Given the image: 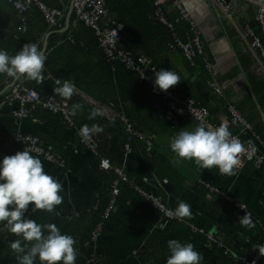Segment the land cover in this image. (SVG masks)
Here are the masks:
<instances>
[{"label": "crops", "instance_id": "crops-1", "mask_svg": "<svg viewBox=\"0 0 264 264\" xmlns=\"http://www.w3.org/2000/svg\"><path fill=\"white\" fill-rule=\"evenodd\" d=\"M181 2L195 21L204 57L212 64V70L210 74L206 72L202 62L193 68L185 64L195 76V82L206 81L218 92L221 104L210 100L195 88L194 83L182 77L172 89L187 91L204 104L214 122L227 124L244 144L264 150V63L250 49L242 33L245 25L255 24V6L244 0H229L233 13L225 14L215 0ZM61 8L64 16L56 33L48 31L38 42L40 50L47 55L49 35L58 36L51 37L53 45L49 53H55L49 64L53 75L49 72L47 77L56 87L57 78L61 83L65 80L74 82L75 92L71 99L63 98V102L60 99L69 107L76 103L83 106L74 116V127L64 125L59 116L43 111L35 113V119L18 121L11 117L13 106L0 103V134L14 131L34 134L64 161L63 167H57L40 159L44 171L62 185L63 202L56 206L54 213L32 212L30 205L25 218L39 224L54 223L61 234L71 235L76 241L75 264H166L170 255L167 241L170 239L192 243L194 250L203 257L201 264H227L224 251L233 258L234 264H239L235 256H249L264 239V167L257 170L240 158L237 174L224 176L217 168L201 169L194 161L179 160L171 151L170 143L180 131H193L197 124L187 117H183L180 124H171L168 112L151 100L143 84L119 65L115 70L114 66L108 65L89 30L75 22L73 13L66 24L68 6ZM108 8L109 19L125 22L126 29L119 43L121 48L151 55L157 52L161 34L147 22L152 11L151 0H109ZM164 13L169 19L176 16L170 1L164 4ZM176 29L180 37L188 32L184 24ZM167 53L169 51H159L154 58L163 65V70L177 72L167 59ZM229 104L235 106L250 124V129L232 124L227 111ZM94 109L103 113L97 116L102 121L103 132L95 134L100 141V154L124 168L129 180L143 192L159 196L168 209L175 210L181 201L189 204L192 219L162 218L132 187L121 185L112 215L104 221L100 235L94 241L90 240V231L105 210L115 179L113 172L100 169L94 155L80 144L78 133L84 120L92 124L97 122L96 118L88 119ZM121 114L134 124L135 129L154 135L151 147L135 141L132 153H124L123 134L117 128H123L119 121ZM2 148L6 151H0V160L21 151L19 147ZM111 176H114L112 180ZM199 179L227 192L237 203L244 205L245 210L209 193L198 184ZM245 211L251 213L255 227L241 226L239 219ZM162 224H166L163 229ZM146 231L164 237V242H158L159 249L150 253L142 249L148 238L144 239ZM16 239L22 240L10 232L3 239L12 253L9 264H19L16 253L10 248ZM34 264H40L38 258ZM258 264H264V258Z\"/></svg>", "mask_w": 264, "mask_h": 264}, {"label": "built area", "instance_id": "built-area-1", "mask_svg": "<svg viewBox=\"0 0 264 264\" xmlns=\"http://www.w3.org/2000/svg\"><path fill=\"white\" fill-rule=\"evenodd\" d=\"M17 11L21 25L20 30L26 31L24 25V14L31 8L37 7L45 23L49 28L58 27L64 16V10L54 7H48L41 0H7ZM171 2L176 10V16L169 19L164 13L165 2ZM255 6L254 23L258 32L250 25L243 27V36L247 39L250 49L257 52L260 60L264 63V0H244ZM215 4L225 14H232L233 9L229 0H215ZM72 13L75 22L81 23L84 27L89 28L95 36L99 49L103 53L108 62H117L121 64L126 71L133 73L138 83L146 87L148 96L154 103L160 104L168 112V121L177 125L183 117L193 120L197 125L205 124L213 127L219 125L212 120L210 111L203 106L198 100L193 98L188 92L180 89L170 88L167 92L160 91L154 86L155 72L159 71L156 64L149 56L134 52L129 49L121 48L119 43L124 33V24L115 19H109V8L107 0H74L72 4ZM152 19L165 26L170 32V41L167 48L170 52L179 51L186 64L195 67L198 59H202L203 67L210 74L212 64L204 57L203 44L196 29L195 21L191 18L190 13L186 10L181 0H152ZM186 22L188 32L185 36L180 37L176 27ZM122 26V27H121ZM8 92L5 96V102L13 108L10 111L11 117L18 121L31 120L34 114L41 110L49 112L52 115L59 116L64 125L74 127V116L71 115V109L65 107L59 98L51 94H41L40 92L28 88L22 81H17L7 88ZM230 121L233 125L241 126L244 129H250V124L240 114L234 105L227 106ZM119 121L123 125V150L125 154L132 151L134 141L144 142L146 147L152 145L154 139L153 134H145L137 129L129 122V120L121 114ZM231 132V131H230ZM232 136L239 138L245 147V152L241 155L243 161L251 164L253 168L259 170L264 167V150H257L242 142L238 134L232 133ZM80 144L94 155L97 166L105 171H112L115 179L110 186L109 199L100 220L93 226L90 231V240L94 241L101 233L104 221L112 215L115 209L116 199L119 196L120 186L126 185L132 187L135 192L149 204V206L160 213L162 218L168 220L181 221L178 218L168 217L165 210L168 209L161 198L153 193L143 192L129 180L126 172L121 166L115 165L109 158L101 156L99 153V141L91 136L87 141L79 137ZM0 144L6 146H19L21 151H28L31 155L48 162L57 167H63L64 161L61 157L52 153L34 134L22 133L14 131L9 134H0ZM198 184L206 189L209 193L217 196L219 199L229 202L241 210H245V206L237 203L233 197L227 192L219 189L211 183L198 180ZM264 237V228L262 230ZM214 242L211 237H208ZM257 245H264V239ZM225 255H229L224 251ZM264 256H261L255 247L253 253L249 256L240 254L235 256L239 264H258Z\"/></svg>", "mask_w": 264, "mask_h": 264}, {"label": "clouds", "instance_id": "clouds-1", "mask_svg": "<svg viewBox=\"0 0 264 264\" xmlns=\"http://www.w3.org/2000/svg\"><path fill=\"white\" fill-rule=\"evenodd\" d=\"M122 27V26H121ZM46 55L36 44L27 43L13 56L0 50V74L13 79L25 78L42 84ZM154 86L167 92L181 82V74L171 70H159L154 73ZM54 92L65 99H71L75 92V84L65 80L61 83L56 79ZM79 103L73 104L71 115L75 116L81 109ZM100 110L90 112L88 119L93 120L102 115ZM103 132V127L93 124L82 125L79 135L87 141L91 136ZM170 149L179 160L194 161L201 169L217 168L224 176H234L241 163V155L245 152L239 138L232 136L229 127L221 123L218 127L199 124L193 131L182 130L175 136ZM62 185L44 171L40 159L22 150L14 155L4 156L0 160V223L4 228L21 239L10 244L16 253L19 264H34L38 258L40 264H75L77 249L76 241L71 235L61 234L54 223L39 224L35 220L25 218L29 211L43 210L54 213L56 206L63 202L60 195ZM231 191V190H229ZM168 217L180 220L192 219L191 206L183 201L175 210L166 209ZM241 226L253 228L255 224L251 213L246 212L240 217ZM161 229L166 224L160 225ZM47 230V234H45ZM170 255L166 264H201L202 255L194 250L192 243H181L176 239L167 241ZM261 256H264V245H256Z\"/></svg>", "mask_w": 264, "mask_h": 264}, {"label": "trees", "instance_id": "trees-1", "mask_svg": "<svg viewBox=\"0 0 264 264\" xmlns=\"http://www.w3.org/2000/svg\"><path fill=\"white\" fill-rule=\"evenodd\" d=\"M41 1L45 5H47L48 7H54V8L62 9L61 7H63V6L67 7L68 6V0H62L61 2H59L58 0H41ZM151 3H152V0H151ZM107 4H109V0H108ZM151 15H152V11H150V14H149V17L147 19V22L150 24L151 27H153L155 30H157L161 34L160 35L161 36L160 45H159V48H158L156 53H158L159 51H164V50L165 51H169L168 48H167V44H168V42L171 39L170 32L165 26H163L160 23H158L155 20H153ZM24 18H25L24 25L26 27V31L22 32L20 30L21 22H20L19 18L17 17V11L15 10V8L7 0H0V50L7 51L10 56L15 55L23 47V45L27 44V43L36 44L38 49H40L41 48V44L38 41L40 40L41 35L46 33V32H48V31H54V33H56L57 27L49 28L47 26V24L45 23L44 18L42 16L40 10L37 7H35V6H31V8L24 14ZM71 18H72V15H71ZM116 20L123 23V20H121V19H116ZM79 24H81V23H79ZM180 24H184L188 28V25H187L186 22H182ZM124 27H125V25H124ZM251 27L256 32H258V29L256 28L255 24H251ZM86 29H88L89 32L91 33L92 40H93V42H95L96 46L99 49L97 40H96L95 36L93 35V32L89 28H86ZM125 29H126V27H125ZM54 36L58 37L56 34H50L49 35L50 39L47 40V49L46 50L48 52H47V55H46V60H45L44 70H43V75L45 77L44 82L42 84H39L36 81L28 80V79H25V78H21L19 80L22 81L26 87L32 88V89L40 92L41 94L54 95L55 97L61 99L62 102H63V100H64L63 97H61L60 95H58V94H56L54 92V89L56 88L55 84L52 82V80L49 77H47L49 72L53 75L49 63L52 60L53 54L55 52L52 51V52L49 53V50H50V47H52V45H53V41H52L51 37L53 38ZM99 51L101 52L100 49H99ZM156 53H153L151 55L150 53L147 52L145 55H147V56L150 55V58H152V60L156 64L158 70H161V69H163V65L160 64L158 62V60H155L154 55ZM101 54L103 55L102 52H101ZM103 58H104V60L108 63V65L111 68L114 66V70H115L116 66L119 65L127 74L132 75L133 77L136 78V76L133 73H131L129 71H126L121 64H119L117 62H108L106 60V58L104 57V55H103ZM163 59H164V56H163ZM201 62L203 63L202 59H198L197 62H196V65L201 64ZM191 68H193V67H191ZM136 80H137V78H136ZM12 81H13V78L8 77L6 74H0V91H1L0 92V103L5 102V96H6V93L8 92V89H5V88ZM3 91H5V92H3ZM202 105L204 106L203 103H202ZM64 106L65 107H69V106H67L65 104H64ZM69 108L72 109V106H70ZM39 111H41V110H39ZM39 111H37V112H39ZM43 112H45V111H43ZM47 114L49 115L50 113L47 112ZM96 119H97L96 124L100 125V123L102 122L101 119L99 117H96ZM85 124H87L89 127H91L93 125L91 122H89V120H84V123L82 125H85ZM117 128L119 129V132H121L123 134L122 126H121V130H120V128L118 126H117ZM93 137L96 138L99 141V138H97V136L93 135ZM123 141H124V139H123ZM123 141H122V144H123ZM2 146H6V145L0 144V151L3 150ZM6 147L7 148H12V147H19V146H12V147L6 146ZM133 147H134V144L132 145V148ZM99 153H100V141H99ZM110 160L112 161V159H110ZM111 177H112L111 178V180H112L114 178V176H111ZM126 188H128V187L126 186ZM108 199H109V194H108V197H107V202H108ZM157 213L159 214V216H161L159 212H157ZM7 233H8V231L4 228V224L0 223V264H9L10 260L12 258L11 251H9L6 248V246H5L4 242H3V239H4V237L6 236ZM144 239H146V242H145V244H144L142 249L144 251L148 250L149 253L152 250H154V249H159V247L161 246L158 243L159 241L160 242H164V237L159 236V235L154 234V233H149L147 231L144 233ZM224 257L226 259H228V260H226L227 264H234L235 261H233V258L230 257V255H225ZM157 259L158 258L153 259L152 261H156Z\"/></svg>", "mask_w": 264, "mask_h": 264}, {"label": "water", "instance_id": "water-1", "mask_svg": "<svg viewBox=\"0 0 264 264\" xmlns=\"http://www.w3.org/2000/svg\"><path fill=\"white\" fill-rule=\"evenodd\" d=\"M73 1L74 0H69L68 10H67L66 16H65V21H66L67 25L69 22V18L72 14ZM44 44L46 45V43H44ZM166 56H167V59L171 62V64L174 66V68L177 70V72L179 74H181V77L184 80H187L191 84L194 83L195 88L202 91L203 93H205L210 100H212L213 102H215L218 105L221 104L220 99H219L220 95L212 86H210L206 81L195 82V76L192 75L190 70H188V68L185 64V61L179 52H169V53H167ZM16 81H17V79H13V81L5 89H7L11 85H13Z\"/></svg>", "mask_w": 264, "mask_h": 264}, {"label": "bare ground", "instance_id": "bare-ground-1", "mask_svg": "<svg viewBox=\"0 0 264 264\" xmlns=\"http://www.w3.org/2000/svg\"><path fill=\"white\" fill-rule=\"evenodd\" d=\"M170 52V51H169ZM174 52H179V51H174ZM180 53V52H179ZM257 53V52H256ZM1 92V91H0ZM3 92H5V91H3ZM187 92V91H186ZM189 94V93H188ZM83 103V102H82ZM84 104V103H83ZM159 105V104H158ZM166 115H167V113H166ZM76 116V115H75ZM169 116V115H168ZM167 116V117H168ZM186 118V117H185ZM35 119V118H34ZM189 119V118H188ZM181 120V119H180ZM115 121V120H114ZM170 124V123H169ZM180 124V123H179ZM134 125V124H133ZM118 130V129H117ZM144 132V131H143ZM28 134V133H27ZM153 142V141H152ZM143 143V142H142ZM144 146V145H143ZM152 146V145H151ZM150 146V147H151ZM5 147V146H4ZM123 147V146H122ZM13 148V147H12ZM6 149V148H5ZM14 149H16V148H14ZM133 149V148H132ZM4 150V149H3ZM11 150V149H10ZM4 151H6V150H4ZM132 153V152H131ZM124 169V168H123ZM127 176H128V174H127ZM129 178V177H128ZM134 183V182H133ZM134 190V189H133Z\"/></svg>", "mask_w": 264, "mask_h": 264}]
</instances>
